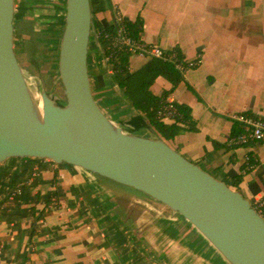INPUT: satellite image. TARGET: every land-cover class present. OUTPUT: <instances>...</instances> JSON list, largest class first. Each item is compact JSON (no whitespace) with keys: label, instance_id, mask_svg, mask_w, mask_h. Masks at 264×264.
Returning <instances> with one entry per match:
<instances>
[{"label":"crops","instance_id":"1","mask_svg":"<svg viewBox=\"0 0 264 264\" xmlns=\"http://www.w3.org/2000/svg\"><path fill=\"white\" fill-rule=\"evenodd\" d=\"M64 2L14 0L16 56L22 42L17 36L30 27L28 16L52 21L51 41L59 46ZM117 14L140 18L144 42L199 58L174 89L161 76L150 86L153 94L168 90L166 98L190 107L189 126L168 144L251 204L262 198L264 137L238 145L228 139L240 133H232L234 123L243 130L233 114L264 118V0H109L107 11L95 18L111 29ZM91 36L88 70L95 100L127 131L157 136L118 86ZM131 56V72L149 59L142 57L132 68ZM108 182L66 163L33 157L0 161V264H227L178 214L152 199L118 193Z\"/></svg>","mask_w":264,"mask_h":264},{"label":"water","instance_id":"2","mask_svg":"<svg viewBox=\"0 0 264 264\" xmlns=\"http://www.w3.org/2000/svg\"><path fill=\"white\" fill-rule=\"evenodd\" d=\"M89 0H65L57 69L64 96L36 101L14 49V0H0V161L66 163L152 199L190 223L228 264H264V217L236 189L161 138L127 131L95 100Z\"/></svg>","mask_w":264,"mask_h":264},{"label":"trees","instance_id":"3","mask_svg":"<svg viewBox=\"0 0 264 264\" xmlns=\"http://www.w3.org/2000/svg\"><path fill=\"white\" fill-rule=\"evenodd\" d=\"M92 27L97 33V41L107 57V65L110 67L119 87L123 89L124 95L130 100L134 109L139 111L155 131L157 137L168 143L174 138L183 127H188L190 122V107L186 104L176 103L178 114L174 121L166 123L156 117V109L165 102L168 90L162 91L160 95H155L150 90L154 80L161 76L171 83L170 90L174 89L183 80V71L177 69L174 62L163 58H149L138 69L129 71V58L132 55L125 46L118 42L116 25L123 28L125 35L132 39H138L141 31V20H134L120 16L118 23L111 29H106L95 18L99 12L107 11L109 0H89ZM177 56L182 58L180 51L174 48ZM193 66L198 63L199 58L192 59ZM241 132L239 126L234 123L232 133ZM250 157V156H248ZM234 178L233 185L237 186L241 176ZM49 200V199H48ZM38 201V199H37ZM46 202H48L46 200ZM264 214V208L260 210Z\"/></svg>","mask_w":264,"mask_h":264},{"label":"rangeland","instance_id":"4","mask_svg":"<svg viewBox=\"0 0 264 264\" xmlns=\"http://www.w3.org/2000/svg\"><path fill=\"white\" fill-rule=\"evenodd\" d=\"M25 21L29 22L30 27H26V30L22 31V38L17 36V39L22 41L20 46L17 45V58L23 70L27 86L36 101L40 98V92L43 88L47 92L56 95L59 101L63 102L64 96L57 69L58 45H54L51 41L55 33L52 28L53 25H47L52 21L42 16H36L35 19L34 16H28ZM93 38L91 36L89 41L91 40L90 42H92ZM144 60L145 58L142 57H132L130 59L131 67H138ZM158 85L156 80L153 85L155 91L159 90ZM168 142L171 143V141ZM108 183L118 193L131 194L135 197L139 196L136 192L123 185L111 181Z\"/></svg>","mask_w":264,"mask_h":264},{"label":"built area","instance_id":"5","mask_svg":"<svg viewBox=\"0 0 264 264\" xmlns=\"http://www.w3.org/2000/svg\"><path fill=\"white\" fill-rule=\"evenodd\" d=\"M120 15L115 16L114 23H118ZM93 28V27H92ZM92 31V30H91ZM116 32L118 35V42L130 51L132 55L146 58H163L169 59L174 62V65L180 71H184L186 68L193 67L192 59L180 58L177 56L174 49H165L157 44L146 43L140 38L132 39L123 32V28L116 25ZM92 33L96 37L97 33L93 29ZM98 42V41H97ZM99 44V43H98ZM100 46V45H99ZM101 48V47H100ZM102 49V48H101ZM103 51V50H102ZM104 54V53H103ZM105 62L107 63V57L104 56ZM178 114L176 110V103L172 97L165 99L156 109V117L166 123L174 121L175 116ZM232 118L241 124L243 130L235 134L228 139L229 145L243 144L248 141H258L264 137V118L259 115H255L251 112H240L232 115ZM252 206L257 210V212L264 217V214L260 211L264 208V196L256 201Z\"/></svg>","mask_w":264,"mask_h":264},{"label":"bare ground","instance_id":"6","mask_svg":"<svg viewBox=\"0 0 264 264\" xmlns=\"http://www.w3.org/2000/svg\"><path fill=\"white\" fill-rule=\"evenodd\" d=\"M57 86V85H56ZM170 211V210H169Z\"/></svg>","mask_w":264,"mask_h":264}]
</instances>
